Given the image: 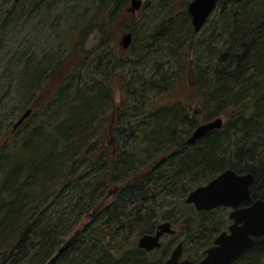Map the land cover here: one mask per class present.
Returning <instances> with one entry per match:
<instances>
[{
    "label": "trees",
    "instance_id": "trees-1",
    "mask_svg": "<svg viewBox=\"0 0 264 264\" xmlns=\"http://www.w3.org/2000/svg\"><path fill=\"white\" fill-rule=\"evenodd\" d=\"M70 1L0 0L6 58L15 57L12 44L22 34L49 33L57 43L50 55L30 57L19 71L34 122L24 127L25 120L13 133L9 128L0 148V264H160L146 261L134 244L125 247L165 221L180 225L185 244L200 245L201 259L228 224L217 216L223 209L177 219L175 200L227 169L251 173L252 198L264 199V0H217L197 40L185 10H170L165 17L182 15L183 25L165 20L168 32L156 33L158 52L174 57L177 43L187 44L196 63L180 57L189 74L178 80L184 101L144 112L129 100L116 110L109 88L84 83L83 61L71 58V47L80 48L87 36L101 44L86 57L101 52L130 0H93L89 12L61 23ZM191 1L181 0L182 6ZM199 53L208 58L205 67L197 63ZM150 54L139 62L147 64ZM154 60L157 76L161 67ZM127 78L120 75V91L138 100ZM170 82L151 77L147 91L173 98L177 79ZM193 107L205 122L223 117L224 126L188 145L198 126ZM82 216L90 222L78 224ZM263 257L264 236L229 264H261Z\"/></svg>",
    "mask_w": 264,
    "mask_h": 264
},
{
    "label": "rangeland",
    "instance_id": "rangeland-1",
    "mask_svg": "<svg viewBox=\"0 0 264 264\" xmlns=\"http://www.w3.org/2000/svg\"><path fill=\"white\" fill-rule=\"evenodd\" d=\"M92 1L93 0H71L67 5L65 16L62 17L64 20L61 23L66 21L67 18L81 17L85 11L89 12ZM142 2V8L135 12V14L131 15L130 13L124 11V14L119 19L117 28L111 27L107 37L103 39L105 44L101 52H97L88 58L86 57L87 53L95 49L97 43L98 46L101 44V40H97L95 35L89 37L87 36V38L83 41L82 46L80 47L82 52L80 48L73 50L71 47V50L75 51V54L71 52V58H74L76 55V60L83 61L84 63V69L82 71L83 82L90 85L97 81L102 86L106 85L105 87L109 88L110 90V98H112L111 103L116 106V110L121 108L124 103L128 102V100L132 105L137 106V109L140 112H144V109H146L148 106H150V108L160 107L161 105L166 104L168 100L181 99L184 101L187 93L185 90L181 91L178 80L181 76L186 78L189 74L187 73L186 67H180V57L182 56L184 61L188 57H191L193 59L192 62L196 63V54L194 53V49L186 48L187 44L185 47L184 44L177 43L175 49L178 50V55H175L174 57L164 54L163 51L158 52V47L161 43H158V37L156 36V33L160 30V28L164 33L162 35H165V33L168 32V24L165 20L170 22L173 21L172 25L175 27H179V24L180 26L183 25L184 17L182 15L179 17L172 16L171 20L170 18L165 17L168 13H170V10L174 13H179L182 10H185V13L188 17L187 20L190 23V16L186 11V6H182L183 2H181V0H142ZM32 24H34V22ZM206 24L207 21L202 27L201 31L198 34H194L195 40H197L203 33L204 29L206 28ZM125 27H127V30L133 33L136 32V36H134V41L131 46L124 51L119 49L118 43ZM31 33V36L28 34H22L17 42L12 44L15 45L13 52L10 51L12 57L15 56L12 60L9 57L6 58V52L8 51L9 46H6L7 50L5 52L3 51L0 53V148L3 144V141L5 140V135H7L9 128H12V125L24 113L26 110V105L33 102L32 99L28 98L27 92L22 89L19 71L22 70L23 66L29 65L26 63V61L30 59V57L38 55L44 56L43 53L50 55V53L54 51V48L57 46V43H54L53 40L49 38L51 34L43 33L42 35H39L37 32H35V34L33 32ZM170 43L172 42H168V45ZM150 49L153 54H150L147 57L146 62L148 63L142 65L144 62L139 61L145 55V53L150 51ZM154 56V62L161 67L160 74L157 76L155 73L156 69L154 68L152 62ZM199 57L200 59L197 63L199 66L205 67V62L208 60L207 56L205 54L202 55V53H199ZM5 59L7 67L4 66ZM167 60L169 61L168 63L166 62ZM67 61L64 62V65H66L65 63ZM15 62H18L17 65ZM134 62L137 63V66L134 64ZM122 73L125 74L128 77L127 79L132 83V91L137 94L138 100L135 98L133 101V98H131L129 94H124L120 91V75ZM154 76L155 78L162 77L167 83H169V81L173 82L177 79V82H174V88H176V92L174 93L173 98L167 96L168 94L165 96L163 92L147 91V81L149 78ZM10 78L12 80H10ZM8 83L10 84L8 85ZM152 93L155 95H149ZM30 106L31 104L27 107ZM192 113L195 115L198 125L205 123L202 116H200L201 114L196 113L195 107L192 108ZM32 117L25 121L24 127H30L33 125L32 122H34V120H32ZM29 124L31 125L29 126ZM24 133V130H19L17 133V138L21 139ZM203 182L206 181L201 182L202 184H205ZM201 183L199 184L201 185ZM64 193L67 195L70 194V192ZM71 195H74V193ZM184 197L186 198V196ZM183 198L180 200H175L177 202L174 203L176 204L174 211L178 213H176L177 219H184L187 217L186 215H191L195 212L192 206L185 204V198ZM65 199L66 198H64V200ZM168 207H163V209H170ZM229 213L230 211L225 209L221 210V214L219 213L217 216L220 220H228ZM79 222L80 224H86L87 222H90V218H84V216H82L80 217L78 224ZM159 223L161 222H158V224ZM174 229L176 230V235L163 237L162 248L157 255L153 256L150 253L142 250V255L146 261H154L156 263L160 262V264H163V262L169 257L171 251L179 242H183L182 259H189L192 261L194 259L197 260L200 257H198L200 245L193 242L185 244L186 242L183 229H181L180 225L177 227L175 226ZM138 237L139 236H135L134 238L131 237L130 245L126 246L125 250H130L133 244L134 247L137 248L136 243ZM196 243L198 242L196 241ZM86 244L88 243L86 242ZM261 264H264V257Z\"/></svg>",
    "mask_w": 264,
    "mask_h": 264
},
{
    "label": "water",
    "instance_id": "water-1",
    "mask_svg": "<svg viewBox=\"0 0 264 264\" xmlns=\"http://www.w3.org/2000/svg\"><path fill=\"white\" fill-rule=\"evenodd\" d=\"M217 0H192L187 5V13L195 33L200 32L208 17L214 10ZM142 6L141 0H130L128 11L134 14ZM132 41L130 32L122 35L120 47L127 49ZM31 113L25 111L14 124L15 130ZM222 118H216L196 127L189 139L188 145H193L209 132L220 130ZM252 174L238 175L226 170L204 186L192 191L185 199L186 204L193 205L197 211H211L224 206L232 208L229 219L232 221L228 233L223 232L213 242V246L205 251L204 258L196 264H229L232 259L241 254L253 243V238L264 236V199H257L250 206L238 208L242 203H250V186ZM174 235L169 222L159 224L153 235L146 234L138 238L137 247L146 252L161 248L160 239L164 235ZM182 245L178 244L164 264H191L181 260Z\"/></svg>",
    "mask_w": 264,
    "mask_h": 264
},
{
    "label": "flooded vegetation",
    "instance_id": "flooded-vegetation-1",
    "mask_svg": "<svg viewBox=\"0 0 264 264\" xmlns=\"http://www.w3.org/2000/svg\"><path fill=\"white\" fill-rule=\"evenodd\" d=\"M118 47H119V49H120L119 44H118ZM246 173H248V172H246ZM242 174H243V173H242ZM253 180H254V179H253ZM248 205H249V204H248ZM248 205H245V206H248ZM243 206H244V204L240 205L239 208H241V207H243ZM227 227H228V226H227ZM226 229H227V228H226ZM226 229H225V230H226Z\"/></svg>",
    "mask_w": 264,
    "mask_h": 264
}]
</instances>
